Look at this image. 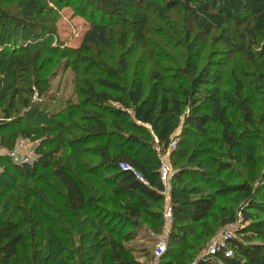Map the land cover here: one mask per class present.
<instances>
[{
  "label": "trees",
  "instance_id": "trees-1",
  "mask_svg": "<svg viewBox=\"0 0 264 264\" xmlns=\"http://www.w3.org/2000/svg\"><path fill=\"white\" fill-rule=\"evenodd\" d=\"M43 1L22 0L21 17L0 6V110L5 118L0 121V147L13 151L22 139L37 143L32 162L15 163L0 156V264H143L129 245L135 233L122 231L142 227V219L156 232L162 230L165 211L157 209L165 201L166 184L157 146L169 149L174 165L168 192L172 222L159 264H193L204 248L212 233L205 230L209 220L218 219L214 210L222 192L217 184L222 183L220 176L233 170V150L238 147L248 152L241 165L247 177L233 186L246 201L239 213L249 226L242 232L264 237V175L257 173L262 163L244 146L249 147L252 139L244 136L230 114L231 106L221 95V75L200 68L199 63L178 69L176 76L190 77L189 85L183 82L182 88L181 84L173 89L164 85L165 74L159 68L148 73L152 84L141 72L125 85L120 76L130 71L126 58L120 59L121 68L98 61L104 50L118 42L117 32L99 22L87 30L78 50L67 48L65 52L81 63L103 68L99 76L87 74L80 79L78 100L59 105L27 103L28 110L20 111L17 90L5 86L2 79H19L20 70L26 69V63L16 57L19 48L27 49V41L37 39L40 32V37L47 38L42 32L45 25L34 22L44 14ZM145 1L183 8L206 33L223 29L228 22L245 25L246 32L264 33V0H105L102 9L118 15L119 3L132 2L142 8ZM124 21L129 23L122 27L130 29L133 40L145 43L144 25ZM122 31L125 46L128 35L126 29ZM50 44V39L43 40L44 46ZM247 54L256 77L250 83L236 73L234 79L244 120L255 125L253 82H260L264 92V48L258 53L247 50ZM36 85L43 96L47 87ZM200 91L206 93L204 103L196 100ZM186 107L189 113L183 132H193L202 140L190 147L180 139L173 149L171 136ZM259 118L264 126V116ZM215 123L220 139L211 135ZM216 149L223 153L214 155ZM62 153L66 161L57 164L53 175L64 189V207L54 214L47 184L40 193L33 186L40 182L38 172L51 169ZM122 163L134 171L122 169ZM111 202L113 209L108 207ZM224 215L223 225L237 220L235 212ZM198 227H202L199 234ZM243 239L247 238H229V246L216 255L218 264H264V242L247 239L245 243Z\"/></svg>",
  "mask_w": 264,
  "mask_h": 264
},
{
  "label": "rangeland",
  "instance_id": "rangeland-1",
  "mask_svg": "<svg viewBox=\"0 0 264 264\" xmlns=\"http://www.w3.org/2000/svg\"><path fill=\"white\" fill-rule=\"evenodd\" d=\"M43 2L44 14L34 22L35 24L45 25L46 28L42 29V32L47 35L46 40L50 39L51 46L43 45V40L45 39L39 36L40 32L36 36L37 39L27 41L25 44L27 49H18L16 57L21 62L26 63V69L20 70L19 79H2L5 86H12V89L17 90L18 107L21 112L28 110L29 106L24 107L27 103L29 105H40L50 101L59 105L69 100H78V88L80 85L82 86L83 82V79L82 81L80 79L87 77V74L90 78L99 76L103 68L99 70V68L88 63H81L78 60H74V57L69 56L68 52L67 54L65 52L67 48L78 50L85 33L94 24L99 22L108 23L110 28L117 32L118 36L116 39L118 42L104 50L103 56L100 55L98 61L108 64L110 67L119 68L120 65L121 68L120 59L126 58L129 62L130 71L128 73L123 72L120 76V80L125 85H130L134 76L141 72L146 74L149 84H152L153 78H149L148 73L152 69L159 68L165 74L164 85L172 87V89L185 87L181 83L184 82L189 85L190 77L187 75H176L178 74V69L185 67L188 63H199L200 68L206 67L210 72L220 74L222 77L220 84L221 95L231 106L230 114L239 124L244 136L251 137V145L249 147L247 145L244 146L253 152L249 153L255 157L257 162L262 163V167L258 169L257 173L259 172L260 177L264 175V135L261 134V130L263 129L264 131V126H262L261 121L259 122V117L261 115L264 116L262 84L253 82L256 93L253 108L257 122L255 125H249L244 120V114L240 107V97L237 93V85L234 79L236 73H239L241 77L245 78V81L250 83L256 77L247 50L256 53L261 51L264 48V33L253 34L249 31L246 32L245 25L233 22L225 24L223 29H213L210 33H206L200 30L196 20L183 8L170 9L160 3L155 5L148 4V1H145L142 8L132 2L119 3L118 15L102 9L105 0H46ZM0 6L12 15L21 17L22 0H0ZM124 19L134 24L141 23L144 25L146 33L145 43L138 44L133 40V36L129 33L130 29L122 27V24L129 23L128 21L125 22ZM125 29L128 37L124 41L126 45L123 46L121 37L122 30L125 31ZM262 46L263 48H261ZM95 49L93 47L94 53L96 52ZM155 63L158 65L157 67L153 66ZM127 74L129 75L127 76ZM37 83L40 86L47 87L43 96L38 93ZM180 84L181 86L179 87ZM196 97L197 101L204 103L206 101L205 91L198 92ZM184 113V115L177 118L176 129L171 136L170 146L173 149L176 148L180 139H185V143L189 144L190 147H195L202 140L199 135L193 132L184 134L186 114L189 113L188 107H186ZM11 115L15 117L16 110H13ZM4 119V114L0 110V121ZM148 128L154 135L151 127L148 126ZM210 131L212 136L220 139L221 131L218 124H211ZM36 149L37 143L22 139L18 141L13 153L16 154L18 159L28 157L32 162L36 157ZM243 150L245 149H242V147L233 150L235 154V159L231 161L234 166L233 170L220 176L222 183H218L216 189L222 192V197L219 198L218 206L214 210V215H217L218 219L214 223L212 218L209 220V228L206 227L205 230L207 234L212 233L207 236L208 241L193 264L220 263L216 255L229 246L228 241L232 237H244L250 239L246 240L252 243L264 242V237L258 236V233L248 231L244 236L242 232L243 229L245 230L249 226V222L245 223L239 213L241 207L245 206L246 201L241 199L240 192H234L236 189L233 186L243 182L247 177L246 171L241 165L245 160V153L248 152ZM0 153L3 154L0 156L8 157L10 160L13 159L12 152L7 151L5 148L0 147ZM157 153L163 163L171 168L169 179L165 180V201L157 209L160 210L161 208L166 212L170 205L168 192L171 186L170 174L174 172V165L171 162L169 149L164 151L157 146ZM221 153L223 152L216 149L213 154L217 156V154ZM66 156L65 153L58 155L51 169L39 171L40 182L33 186L34 190L39 192L42 190L43 185L47 184L49 187L47 192L50 196V209L54 214L63 210L64 200L62 194L64 189L54 177L53 169L57 164L64 163ZM0 169H2L1 164ZM248 178L250 179L249 174ZM215 179L218 181L217 178ZM259 181L261 180L257 182ZM261 196H263L261 198H264V194H261ZM234 199L237 200V204L233 201ZM110 204L108 207L113 209L114 203L111 202ZM116 208H118V205H116ZM226 212H235L236 222L223 225L222 222L225 220L224 213ZM142 221L144 223L142 227H127L122 232L135 233V238L129 242V245L134 249L133 255L137 259L143 264H152L153 262L159 264L160 259L157 261L153 260L152 254L160 240H165L167 244L171 222L164 218L161 232H156L151 229L152 225L147 220L142 219ZM56 224L60 226L61 222L58 221ZM197 229L198 234L201 233L202 227ZM194 239L195 237L192 236L191 241ZM246 240L243 239V242L246 243ZM216 243L222 245L219 246L220 250L214 246ZM213 250L215 251L213 252ZM228 252L230 251L228 250Z\"/></svg>",
  "mask_w": 264,
  "mask_h": 264
},
{
  "label": "built area",
  "instance_id": "built-area-1",
  "mask_svg": "<svg viewBox=\"0 0 264 264\" xmlns=\"http://www.w3.org/2000/svg\"><path fill=\"white\" fill-rule=\"evenodd\" d=\"M18 145V144H17ZM17 147V146H16ZM15 150V149H14ZM13 151H9V152H12L11 155L13 156L12 160L15 162V163H29L31 162L29 160L28 157H25V158H22V159H18L16 157V154H14ZM0 155H3L0 153ZM120 167L122 169H125V170H133L134 171V167L129 165V164H126V163H122L120 165ZM169 173H171V168L164 164L162 165V169H161V178L162 180L165 182V180L169 179ZM165 218L167 219L168 222H172V211H171V207H168L166 212H165ZM218 250H220L219 246H222L220 245V243H216L214 245ZM166 249H167V244H166V241L165 240H160L159 243L157 244L156 246V249L154 250L152 256H153V260L157 261L158 259H160V257L166 252ZM222 249V248H221ZM215 250H213L214 252ZM228 253H231V252H228ZM152 264H157L155 262H153Z\"/></svg>",
  "mask_w": 264,
  "mask_h": 264
}]
</instances>
